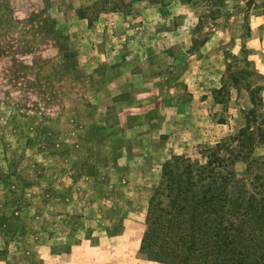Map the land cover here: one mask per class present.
<instances>
[{
    "label": "rangeland",
    "instance_id": "374dc122",
    "mask_svg": "<svg viewBox=\"0 0 264 264\" xmlns=\"http://www.w3.org/2000/svg\"><path fill=\"white\" fill-rule=\"evenodd\" d=\"M252 90L263 113L264 0H0V264H163L141 244L166 163L248 125L233 169L264 184Z\"/></svg>",
    "mask_w": 264,
    "mask_h": 264
},
{
    "label": "trees",
    "instance_id": "16d2710c",
    "mask_svg": "<svg viewBox=\"0 0 264 264\" xmlns=\"http://www.w3.org/2000/svg\"><path fill=\"white\" fill-rule=\"evenodd\" d=\"M251 100L248 114L264 121V112L257 110L260 97L253 90ZM247 126L234 138L240 149H226L227 155L204 149L203 162L183 155L165 164L150 201L143 254L163 264H264V184L258 182L262 177L246 184L233 169L235 162L248 161L254 152L255 134Z\"/></svg>",
    "mask_w": 264,
    "mask_h": 264
}]
</instances>
